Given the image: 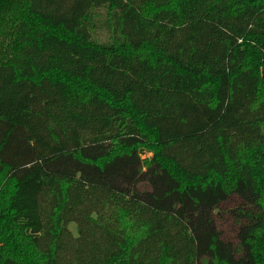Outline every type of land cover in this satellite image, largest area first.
Wrapping results in <instances>:
<instances>
[{
  "label": "trees",
  "instance_id": "16d2710c",
  "mask_svg": "<svg viewBox=\"0 0 264 264\" xmlns=\"http://www.w3.org/2000/svg\"><path fill=\"white\" fill-rule=\"evenodd\" d=\"M0 264H264V0H0Z\"/></svg>",
  "mask_w": 264,
  "mask_h": 264
},
{
  "label": "rangeland",
  "instance_id": "374dc122",
  "mask_svg": "<svg viewBox=\"0 0 264 264\" xmlns=\"http://www.w3.org/2000/svg\"><path fill=\"white\" fill-rule=\"evenodd\" d=\"M103 33H106L105 30ZM151 152L143 155V158H149ZM246 204L239 197H231L227 202L221 206L220 221L224 234L232 238L235 236L237 229L246 220ZM72 228H74L72 226Z\"/></svg>",
  "mask_w": 264,
  "mask_h": 264
}]
</instances>
